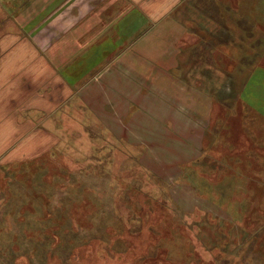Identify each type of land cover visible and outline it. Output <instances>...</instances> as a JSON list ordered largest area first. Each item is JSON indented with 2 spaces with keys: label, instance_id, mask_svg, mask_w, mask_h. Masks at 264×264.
Here are the masks:
<instances>
[{
  "label": "rangeland",
  "instance_id": "374dc122",
  "mask_svg": "<svg viewBox=\"0 0 264 264\" xmlns=\"http://www.w3.org/2000/svg\"><path fill=\"white\" fill-rule=\"evenodd\" d=\"M215 3L240 11L204 15L218 22L217 41L236 39L234 63L220 66L237 79L220 81L206 136L204 112H180L195 136L172 146L187 147L177 164L158 145L90 124L87 112L78 128L66 119L64 142L52 137L38 156L16 152L28 136L1 141L0 264H264V0Z\"/></svg>",
  "mask_w": 264,
  "mask_h": 264
},
{
  "label": "crops",
  "instance_id": "0c3cea01",
  "mask_svg": "<svg viewBox=\"0 0 264 264\" xmlns=\"http://www.w3.org/2000/svg\"><path fill=\"white\" fill-rule=\"evenodd\" d=\"M196 1L200 7L194 0H0V142L29 137L13 148H26L24 160L52 151L64 142L66 119L78 128L87 112L90 124L128 144L158 145L154 153L167 152L174 164L186 158L185 145L172 149L178 137L189 145L195 136L180 112H204L206 136L208 113L225 93L220 81L237 79L220 65L234 63L239 49L233 37L217 41L218 22L204 20L239 16L238 7L209 0L206 10ZM2 112L13 120L3 127ZM139 131L141 140L132 135Z\"/></svg>",
  "mask_w": 264,
  "mask_h": 264
}]
</instances>
